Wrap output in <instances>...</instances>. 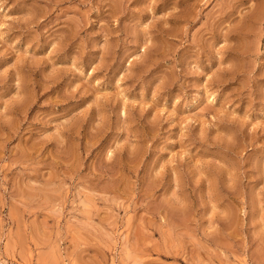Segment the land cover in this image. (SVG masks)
<instances>
[{"label":"rangeland","instance_id":"1","mask_svg":"<svg viewBox=\"0 0 264 264\" xmlns=\"http://www.w3.org/2000/svg\"><path fill=\"white\" fill-rule=\"evenodd\" d=\"M0 264H264V0H0Z\"/></svg>","mask_w":264,"mask_h":264}]
</instances>
